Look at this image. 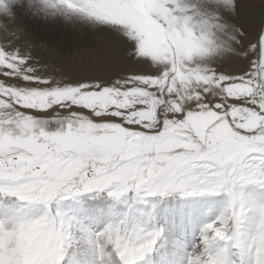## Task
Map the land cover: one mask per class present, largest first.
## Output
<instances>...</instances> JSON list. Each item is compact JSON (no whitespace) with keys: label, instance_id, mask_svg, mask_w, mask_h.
I'll use <instances>...</instances> for the list:
<instances>
[{"label":"snow or ice","instance_id":"1","mask_svg":"<svg viewBox=\"0 0 264 264\" xmlns=\"http://www.w3.org/2000/svg\"><path fill=\"white\" fill-rule=\"evenodd\" d=\"M0 264H264V0H0Z\"/></svg>","mask_w":264,"mask_h":264}]
</instances>
